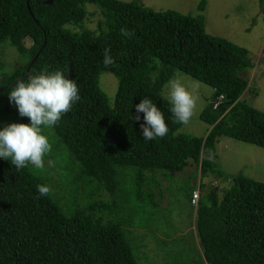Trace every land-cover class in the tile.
I'll list each match as a JSON object with an SVG mask.
<instances>
[{
  "label": "trees",
  "instance_id": "trees-1",
  "mask_svg": "<svg viewBox=\"0 0 264 264\" xmlns=\"http://www.w3.org/2000/svg\"><path fill=\"white\" fill-rule=\"evenodd\" d=\"M46 1L0 0V50L8 43L25 61L6 73L0 58V96H8L18 81L59 70L75 80L80 100L54 128L44 129L52 144L45 157L48 169L38 172L29 165L17 171L10 160L0 158V264H138L128 237L130 224L119 214L136 207L142 216L150 215L160 207L155 196L164 191L157 172L196 165L201 179L227 177L215 162L220 137L264 149V112L243 99L246 71L255 64L246 49L207 34L202 15L154 11L142 0ZM206 2L199 1V12ZM84 4L94 5L101 15L97 34L65 28L88 16ZM258 4L264 14V0ZM121 29L134 35L125 37ZM24 36L29 47L21 41ZM105 48L116 66H104ZM175 72L213 90L212 102L200 115L210 127L204 137L177 134L182 124L172 122L161 94ZM102 73L117 79L113 106L98 87ZM219 96L223 99L213 109ZM144 97L165 116L169 132L163 139L146 141L140 128L144 114L140 122L134 120L135 106ZM15 108L12 123H30ZM57 156L61 163L52 161ZM67 168L71 177L65 176L66 185L59 188L63 196L54 198L51 192L40 197L37 185L53 189L47 173ZM122 172L131 185L120 191ZM227 178L230 188L213 186L192 206L201 249L194 262L264 264V183L242 172ZM86 179L94 184L92 194L83 185ZM193 190L188 189L189 203ZM99 192L106 193L103 199L96 197ZM171 260L187 264L178 256Z\"/></svg>",
  "mask_w": 264,
  "mask_h": 264
},
{
  "label": "rangeland",
  "instance_id": "rangeland-1",
  "mask_svg": "<svg viewBox=\"0 0 264 264\" xmlns=\"http://www.w3.org/2000/svg\"><path fill=\"white\" fill-rule=\"evenodd\" d=\"M120 1L130 2L133 0ZM199 1L142 0V3L154 11L175 10L185 15H202L207 34L225 39L246 49L255 66L252 70L246 71L248 88L243 99L248 105L264 112V60L261 57L264 44V14L259 10L258 0H207L203 12L197 10ZM83 7L88 16L81 23L68 25L65 28L74 33L84 31L99 33L98 22L102 18L98 9L89 4H84ZM21 41L25 47L30 46L28 37H21ZM0 58L6 73L25 63L16 49L8 43L2 46ZM174 78L180 79L197 97L196 114L187 126L182 125L178 129L177 134L204 137L209 126L200 120V115L205 107L212 102L213 90L180 72H175L170 79ZM97 82L100 90L106 95L108 104L113 106L118 86L117 79L109 73H102L98 76ZM166 91L164 86L161 92L164 98ZM15 109V105L9 100V95L0 96V130L7 125L8 121L12 123L13 119L15 120L18 115ZM220 141H222V145L218 144ZM216 152L218 156L215 162L227 177L242 172L244 176L264 183V149L228 137H220L216 143ZM52 161L61 163L62 159L57 156ZM45 166L46 169L50 167ZM196 168V165H189L181 172L173 170L157 172L160 184L158 186H161L164 192H161L162 196L160 193L155 196V201L160 203V207L156 210L153 209L150 215L145 213L142 216L136 207L133 209L126 207L120 211V218L122 217L127 225L130 224L128 237L134 248L138 264H174L171 256H178L187 264H195V258L200 254L201 249L195 231V208L189 203L188 189H197L199 184H203V189L198 188L200 199L206 196L213 186L219 188L218 181L214 177L208 175L201 179ZM37 171L42 172V170ZM127 172H122L120 191L131 185L128 176H124ZM48 174H51L53 179L52 196L61 198L63 190L59 188L66 185L65 176L71 177V169L70 171L68 168L64 169L63 173L57 171ZM83 185L86 191L92 194L94 184H89L86 179L83 180ZM119 194L118 189L117 195ZM105 195L106 193L99 192L96 197L103 199ZM161 197L164 199L162 200ZM220 197L221 195H219V199ZM84 201L85 199L82 200V202ZM89 201H91V197H89ZM60 204L63 208L66 207L65 201ZM144 222L145 225H143Z\"/></svg>",
  "mask_w": 264,
  "mask_h": 264
},
{
  "label": "clouds",
  "instance_id": "clouds-1",
  "mask_svg": "<svg viewBox=\"0 0 264 264\" xmlns=\"http://www.w3.org/2000/svg\"><path fill=\"white\" fill-rule=\"evenodd\" d=\"M121 33L128 38L134 35L127 29H121ZM103 52L104 66H116L110 48H105ZM165 88L172 122L187 126L196 114L197 97L178 78L170 79ZM9 100L17 107L19 115L29 118L30 123H11L0 130V158L10 160L17 171L29 165L43 170L45 157L52 152V144L44 129L54 128L80 100L78 85L62 71L42 72L28 77L27 81H18L9 92ZM135 110V122L141 121L140 113L144 114L140 128L146 141L163 139L168 135L165 116L150 98L144 97ZM198 188L193 192L199 193ZM37 191L40 197H47L52 189L47 185H37Z\"/></svg>",
  "mask_w": 264,
  "mask_h": 264
},
{
  "label": "water",
  "instance_id": "water-1",
  "mask_svg": "<svg viewBox=\"0 0 264 264\" xmlns=\"http://www.w3.org/2000/svg\"><path fill=\"white\" fill-rule=\"evenodd\" d=\"M52 3V0L46 1L47 5H50ZM37 55L34 57V60L36 59ZM3 90V89H1ZM0 90V91H1ZM214 179L218 181V186L230 188L232 185V182L227 177L218 178L217 176H214Z\"/></svg>",
  "mask_w": 264,
  "mask_h": 264
},
{
  "label": "built area",
  "instance_id": "built-area-1",
  "mask_svg": "<svg viewBox=\"0 0 264 264\" xmlns=\"http://www.w3.org/2000/svg\"><path fill=\"white\" fill-rule=\"evenodd\" d=\"M222 99H223V96L218 97V99L213 103V109H215L219 105ZM198 199H199V193L198 191H194L191 197V205L196 206Z\"/></svg>",
  "mask_w": 264,
  "mask_h": 264
},
{
  "label": "crops",
  "instance_id": "crops-1",
  "mask_svg": "<svg viewBox=\"0 0 264 264\" xmlns=\"http://www.w3.org/2000/svg\"><path fill=\"white\" fill-rule=\"evenodd\" d=\"M209 129H210V127H209ZM219 145H222L223 143H222V141H220L219 143H218ZM218 156V155H217ZM187 169V168H186Z\"/></svg>",
  "mask_w": 264,
  "mask_h": 264
}]
</instances>
